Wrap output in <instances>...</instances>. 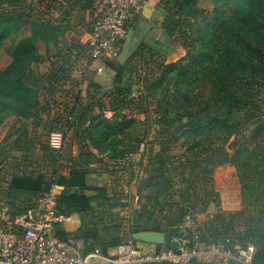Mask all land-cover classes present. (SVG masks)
I'll return each mask as SVG.
<instances>
[{
	"label": "trees",
	"instance_id": "trees-1",
	"mask_svg": "<svg viewBox=\"0 0 264 264\" xmlns=\"http://www.w3.org/2000/svg\"><path fill=\"white\" fill-rule=\"evenodd\" d=\"M82 1L87 2L85 10L88 12L92 0ZM150 1L155 7L164 3L167 12L170 11L169 15L161 18V31L166 37L179 41L186 54L176 63L158 65L148 75L139 76L141 101L157 102L156 113H163V116L159 118L160 131L157 133L161 151L155 156L151 170L141 177L137 195L144 197L146 203L152 195L155 202L160 195H176L179 183L187 181L186 174L201 169L202 165H197L199 160L210 162L233 137L229 145L234 151L231 164L238 173L244 205L242 211L256 201L261 202L263 209L264 195H252V192L264 188V0H212L213 10L209 13L198 8L199 0ZM2 2L0 0V5ZM170 5L172 9H169ZM26 25L30 27V36L16 44L9 65L5 70H0V126L12 114L23 122L31 121L38 126L43 123V116L51 118L49 110L51 105L57 103L56 99L48 98L43 104L38 103L39 96L32 83L35 75L30 66L37 59L44 61L37 43H43L46 48L57 46V37L68 27H61L51 20L2 11L0 44ZM84 46L87 50V46ZM149 50L150 47L143 45L140 52L148 54ZM45 53V61L51 66L48 80L53 79L52 67L59 68L58 71L65 76L64 68L57 65L58 60L53 61L48 57V49ZM68 60L64 64H68ZM45 78L46 75H42V79ZM113 81L110 99H118L113 95L120 92L124 75L115 74ZM96 85L103 92L102 84ZM52 88L44 89L51 94ZM118 100L120 103L124 101ZM91 106L93 112L107 111L104 102L98 99L92 100ZM96 107L98 109L95 110ZM101 113L87 120L90 129L85 130V136L91 141L95 136L104 144L108 139L118 137L122 128L115 120L102 119ZM71 117L72 111L65 120V126L70 123ZM53 118L60 121V118ZM81 118L86 119V115ZM23 126L22 134L17 136L9 151L22 153L24 167L15 166L8 176L4 171L6 167L0 172V204L8 207L11 216L31 209L35 199L56 184L62 188L56 202L57 212L64 218L77 214L80 219V228L72 234L65 233L59 225L55 226L56 237L62 242L82 241L84 254L94 249L107 251L129 241L130 234H133L130 232L140 230L145 206L133 212L135 222L132 218L118 221L119 215L112 212L127 208L122 205L125 199L118 197L119 193L109 194L105 185L88 183L91 172L104 173L103 169L107 168L105 164L108 160L100 159V153L114 154L116 159L111 158L114 162L121 160L119 156L123 154L122 150H115L119 143L117 139L106 148L103 145V149L101 145L94 144L99 156L81 147L69 175L47 182L42 174L28 171L30 165L26 163L29 162L33 142L28 144L27 129ZM79 126H82L81 123ZM176 146L183 148L186 156L177 174L167 168L168 162H172L166 157ZM40 152L41 162L51 159L57 163L56 157L60 151L52 150L49 145H41ZM200 174H207L204 166ZM176 177H180L181 181H177ZM187 182L191 183L192 180L188 179ZM142 190L148 195L142 196ZM15 193L19 196H13ZM257 214L252 220L246 219L249 225L240 227L237 232L233 229L232 233L238 240V246H253L251 264H264V210ZM224 234L227 231L222 227V218L215 215L212 225L204 229L201 240L218 243L224 241L220 240ZM227 243L228 247L233 245L232 242ZM136 247L144 254L169 250L167 244L155 246L137 243Z\"/></svg>",
	"mask_w": 264,
	"mask_h": 264
},
{
	"label": "rangeland",
	"instance_id": "rangeland-1",
	"mask_svg": "<svg viewBox=\"0 0 264 264\" xmlns=\"http://www.w3.org/2000/svg\"><path fill=\"white\" fill-rule=\"evenodd\" d=\"M86 3L82 0H53V2L49 0H3L1 3L0 12L13 11L33 18L51 20L60 24L61 27H68V29L63 30L64 32L57 37L56 48L52 45L46 48L43 43L38 42L37 48L44 61L39 62L37 59L30 66L33 75H35L32 83L34 91L39 96L38 103L43 104L47 98L57 101L55 105H51L49 110L51 118L46 119L43 116V123L38 126L33 125L31 121L23 122L13 114L3 121L0 126V172L3 167H6L4 171L8 176L15 166L24 167L21 162L22 153L9 151L17 136L22 134L23 125L27 129L28 144L33 142L31 156L29 162L26 163L30 165L28 171L42 174L47 182L69 175L81 147L98 155L94 144L101 145L100 148L103 149V145L106 148L107 145L114 144L117 139L121 144L117 143L115 150H122L123 154L119 156L121 160L114 162L112 161L116 159L114 154L100 153V159L108 160L105 164L107 168H102L105 170L104 173L91 172L89 177H92L93 185H105L109 194L119 193L117 196L125 199L122 205H126L127 208L123 209L122 213L125 214L120 215L117 218L118 221L122 218H132V221L135 222L133 212L140 211L142 206H145V213L142 214L140 220V230L130 233L150 231L163 234L165 237L163 246L167 244L169 250L176 251L181 245L180 239L183 238L181 229L185 222L189 221L192 229L201 238L204 229L212 225L213 217L220 215L222 227L227 231V234H224L220 240L229 241L238 246V240L234 237L232 230L237 232L240 227L249 225L246 219L252 220L264 208H261L260 201H256L257 204L252 202L250 208L242 211L244 205L238 173L231 164L234 151L229 145L233 141V137L224 144L219 154L214 156L210 162L199 160L197 165L201 164L206 168V175L200 174L201 167L198 171H194L195 174L194 172L190 175L186 174L185 178L187 181L188 179L192 180L191 183L187 181L182 183L180 177L175 178L180 182L176 188L178 190L176 195H160L156 202L152 195L147 203L144 201V197L140 198L137 195L141 177L151 170L155 156L161 151L157 133L160 131L158 128L159 118L163 116V113L160 115L156 113L157 102L141 101V85L139 83L141 78L139 76L148 75L158 65L176 63L185 56V50L180 46L179 41L166 37L159 26L151 29L142 38L139 46L136 47L125 64H120L117 59L93 61L89 58L84 46L88 31V27L85 26L88 13L85 10ZM163 4H158L153 8L154 13L160 14V20L170 14ZM197 6L208 13L213 10L212 0H199ZM169 9H172L171 5ZM151 16L150 19L156 20ZM29 36L30 27L26 25L18 32L12 33L0 44V70H5L9 65L16 44ZM143 45L150 47L148 54L140 52ZM46 49L49 52L48 57L53 58V61L57 59L59 63L57 65L64 68L65 76L58 71L59 68L52 67L53 76L51 77L53 79L48 80L51 66L45 61ZM67 59H69L68 64H64ZM119 73L124 75V81L119 86L120 92L114 93L113 96L124 99L122 103L118 99H110L114 88V75ZM42 75H46L45 80L42 79ZM96 84H102L103 92L97 88ZM45 87L47 89L53 87V92L50 94L45 91ZM97 99L104 102L107 110L104 113L98 112L96 110L98 107L95 108L96 112H93L92 100ZM71 111V121L65 126V120ZM98 113L102 114V119L115 120L122 128L118 137H112L104 144L95 136L93 141L85 136V130L90 129L87 120ZM85 115L86 119L82 120L81 117ZM53 117L60 118V121L58 122ZM80 123L82 126H79ZM250 128L251 126H249ZM54 134L60 135L62 138V150L60 149V152L57 153V163L51 159L41 162V145L48 146L49 140ZM137 144L139 145L136 147ZM166 157L172 162L171 164L168 162L167 168L175 174L179 173V165L186 159L184 149H179L176 146L166 154ZM194 179L197 181H193ZM142 191V196L148 195L145 190ZM252 195H264V188L252 192ZM13 196L18 197L19 194L15 193ZM162 210L163 212H161ZM162 214L167 215L168 218L165 219V215ZM133 234H130L129 241H133ZM191 234L188 232L187 238H190Z\"/></svg>",
	"mask_w": 264,
	"mask_h": 264
},
{
	"label": "built area",
	"instance_id": "built-area-1",
	"mask_svg": "<svg viewBox=\"0 0 264 264\" xmlns=\"http://www.w3.org/2000/svg\"><path fill=\"white\" fill-rule=\"evenodd\" d=\"M149 0H92L87 13L89 28L85 45L93 61L118 58L127 38L132 17L142 12ZM60 135H52L49 147L62 148ZM62 188L52 184L48 192L39 195L26 212L11 216L6 205L0 204V264H251L253 246L228 247V241L207 243L185 222L180 247L144 254L132 241L113 249H94L84 254L80 247H70L56 237L55 226L65 218L56 210ZM191 232L190 238L187 233Z\"/></svg>",
	"mask_w": 264,
	"mask_h": 264
},
{
	"label": "crops",
	"instance_id": "crops-1",
	"mask_svg": "<svg viewBox=\"0 0 264 264\" xmlns=\"http://www.w3.org/2000/svg\"><path fill=\"white\" fill-rule=\"evenodd\" d=\"M151 3L152 2L149 0L148 4L143 8L142 12L132 17V20H131L132 25L128 30L127 38L125 39L124 44H122L121 46V50H122L121 53L126 49L135 47V45L139 46V43L142 40V38H144L151 29L158 28L159 26H161L160 25L161 24L160 14H156L153 12L154 6H152ZM150 16L153 18L155 17L156 20L150 19ZM88 183L93 185L92 177H89ZM122 211L123 209H118V210H115L114 212L116 215L120 216V215L125 214V213H122ZM61 227L67 234L75 233L80 228V219L78 215L72 214L68 218H65L64 222L61 224ZM67 244L73 248L83 247L82 241L68 240ZM142 244H145V243H142ZM149 245H154V244H149ZM109 252L114 253L113 249H110ZM190 264H193V263H190Z\"/></svg>",
	"mask_w": 264,
	"mask_h": 264
},
{
	"label": "water",
	"instance_id": "water-1",
	"mask_svg": "<svg viewBox=\"0 0 264 264\" xmlns=\"http://www.w3.org/2000/svg\"><path fill=\"white\" fill-rule=\"evenodd\" d=\"M136 46L132 47L130 49L124 50L117 58V61H119L120 64H125L126 61L129 60V58L132 56L133 52L136 50ZM132 242L136 246L137 243H145V244H154L157 246H162L165 242V237L163 234L156 233V232H139L134 233L132 235Z\"/></svg>",
	"mask_w": 264,
	"mask_h": 264
}]
</instances>
